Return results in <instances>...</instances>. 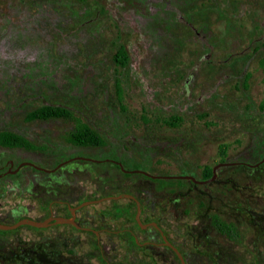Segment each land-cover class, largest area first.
Wrapping results in <instances>:
<instances>
[{"label":"rangeland","instance_id":"1","mask_svg":"<svg viewBox=\"0 0 264 264\" xmlns=\"http://www.w3.org/2000/svg\"><path fill=\"white\" fill-rule=\"evenodd\" d=\"M117 49L124 64L114 60ZM263 56L264 0H0V131L36 145H0V164L26 159L51 168L75 156L56 173L27 167L1 176L0 187L59 190H0V212L15 210L0 218H42L39 205L55 196L73 206L129 192L139 200L140 221L157 218L189 261L195 242L198 260L264 264ZM43 104L66 107L70 116L24 119ZM80 130L99 143H71L68 135ZM220 161L259 163L221 168L215 181L197 186L180 177L198 178ZM188 187L195 191L186 201L180 190ZM52 208L66 213L62 203ZM74 213L93 230L58 224L32 231L61 252L86 255L85 264H179L133 243L131 234L139 242L159 236L137 226L129 197ZM209 216L233 220L238 242L203 243L221 236Z\"/></svg>","mask_w":264,"mask_h":264},{"label":"flooded vegetation","instance_id":"2","mask_svg":"<svg viewBox=\"0 0 264 264\" xmlns=\"http://www.w3.org/2000/svg\"><path fill=\"white\" fill-rule=\"evenodd\" d=\"M3 147H9V146H3ZM73 158H75V156L69 157L60 162H56V164L51 168H46L43 166L36 165L32 161H29L26 159L15 161L14 159L9 158L7 159L6 162H3L2 164H0V177L7 175V174L18 173L22 168L26 169L27 167L29 169H32L34 171H38L41 173L42 172L43 173L51 172V174L56 173V169L64 165V163H66L67 161L72 160ZM79 158L90 159L88 157H79ZM259 161H261V159ZM259 161L255 162L254 164H249V163L242 162V161H236V162L220 161L215 164V165L217 164L218 165L216 166L214 173H213V166H210L211 174L207 177H204V174H203L204 168L200 171L198 178H196L194 175H184L180 177H183V179H185L186 181L190 182L191 184H194V186H197L200 184H207V183H210L216 180L215 177H216L217 170L221 168H226L229 166L233 167L236 163L247 165L249 167H251L252 165L258 166ZM116 165H117V168L122 173H127L128 171H130L128 169H124L119 163H117ZM141 172L145 175H149L148 173L144 171H141ZM150 176L151 178H154V179H157V178H163L165 180L171 179L170 176H165V177H161V176L158 177L155 175H150ZM173 177H176V176H173ZM186 189L187 190H182V191L180 190V195L186 198V201H187L188 200L187 194L189 192H194L195 190L192 191V187H188ZM0 190H51V191L58 192L59 189L58 187L39 188V187L4 186V187H0ZM123 193H129V192H123ZM123 193H119V194H123ZM175 195H178V193H175ZM81 202H79L76 205L71 206L69 202H67V200L59 199L57 198V196H55L54 198H51L47 204L39 205V208H38L39 210L47 211L46 215L43 216L42 218H40V215H38V217H34L33 215H20V214L18 215L19 216L18 218L12 221L4 217L0 218V223L11 224L23 217H28V218L33 217L32 219L36 218L35 220H44L50 216L51 217L61 216V215L54 214L52 204L58 205L62 203L66 207V213L62 216L69 217L70 211L72 210V213L74 214V217H75L74 220L78 224V227H76L70 223H53V221L50 220L47 225L40 226V227L25 224V226L22 225V227L21 225H18L17 227H14L11 229H0V264H85L86 255L74 257L73 252L68 251L69 248H67L66 252L65 251L61 252L59 250L60 246L58 242L53 243L52 240H47L48 236L46 235L43 236L42 234H35L34 231H32V230L46 229L48 227H52L58 224H68L74 230H77V231L93 230L89 227H86L85 225L86 221L84 219L76 217L74 213L75 210L80 208V207L78 208H75V207L78 206ZM8 211L10 212L12 211V213H14L13 211L15 210H13L12 208L7 209V210L2 209L0 212V215H3L7 213ZM135 211H136V204H135ZM140 212H141V207H140ZM222 219L226 221H231L232 224L236 225L235 222L231 219H226L223 217ZM156 220L157 218H154L144 223L141 222L143 226H140L137 222L136 224L139 228H144L147 225L152 226L158 232L159 240L155 241L153 240V238L152 239L150 238V239L142 240L141 242H139L136 236L134 234H131L132 241L134 244H136L137 246L140 244L142 246L144 245L147 246L149 248L148 249L149 254L152 255L153 257L167 259L168 257H171V255H173L174 257L178 259L179 264H181V261L178 258L176 251L172 248V246L175 247L176 250L180 253L185 264H212L210 261H208V258H209L208 255L203 257V259H206L205 261L198 260V258H200V252H197L198 247L195 244V242H193L191 245V248L193 251L192 254L195 257L190 256L193 262L189 261L188 259L189 256L186 254L185 248L177 244L174 240L167 237L164 229L161 228V226L158 224ZM152 223H156L157 226H154ZM209 223L211 227H213L215 230H217L221 234V236H208V237L205 236L204 237L205 242L203 243L210 244L211 247L216 245L219 248L221 243L230 244L235 241L238 242V238L240 237V234H237V236H233V235L228 234L227 232L220 231L219 226L216 224V222L213 221V218L211 216H209ZM105 230H107V228H105ZM54 231L55 230H52V232ZM107 231L110 232L109 230ZM162 235L165 236V238H163ZM68 241L69 239H67V242ZM167 242H169L172 246H170ZM214 243L215 245H213ZM223 248H227V247L223 246Z\"/></svg>","mask_w":264,"mask_h":264},{"label":"trees","instance_id":"3","mask_svg":"<svg viewBox=\"0 0 264 264\" xmlns=\"http://www.w3.org/2000/svg\"><path fill=\"white\" fill-rule=\"evenodd\" d=\"M114 60L118 64H124L126 61L125 51L122 49H117L114 54ZM261 62H264V56L261 59ZM70 116V111L63 106L60 105H50L43 104L34 107L30 111H28L24 115V119H46L51 117H68ZM68 140L73 144H81V145H97L99 140L97 136L93 133H88L85 130H80L78 132H73L68 135ZM0 145L9 146V147H23L26 149H34L36 145L27 139L26 137L8 131L2 130L0 131ZM220 153L223 155L225 151L224 145L220 146ZM204 177H207L211 174V168H204ZM162 180V179H160ZM214 222L219 226V229L223 232H227L230 235L237 236L238 229L236 225L232 224L231 221L223 220L222 217H215L213 219Z\"/></svg>","mask_w":264,"mask_h":264},{"label":"water","instance_id":"4","mask_svg":"<svg viewBox=\"0 0 264 264\" xmlns=\"http://www.w3.org/2000/svg\"><path fill=\"white\" fill-rule=\"evenodd\" d=\"M263 158H264V156L262 157V159ZM217 165L213 166V173H214V170H215V168H216ZM120 197H129L132 200H134V202L136 204V211H135V214H134V218H135L136 222L140 226H143V224L141 223V221L139 219V215H140V203H139V200L136 197H134L132 194H129V193L109 195V196H106V197H103V198L89 199L87 201L85 200V201L81 202L78 206H76L75 208H78V207L83 206L85 204H89V203L96 202V201L101 200V199H104V198L116 199V198H120ZM74 218L75 217H74V214L72 213V210L70 211V216L69 217H65V216H53V217H51L50 216V217H48V218H46L44 220H35V219H32V218L23 217V218H20L17 221H15L14 223H11V224L0 223V229H11V228L17 227L18 225H22V224H28V225L40 227V226L47 225L50 220H52L53 223H70V224L78 227V224L74 220ZM152 224L154 226H157L156 223H152ZM163 238H165V236H163ZM167 243L170 246H172L169 242H167ZM172 248L176 251L178 258L181 261V264H185L182 256L176 250V248L173 247V246H172Z\"/></svg>","mask_w":264,"mask_h":264}]
</instances>
